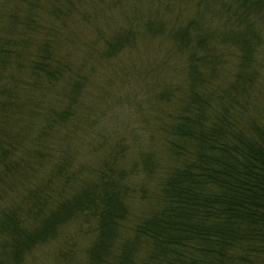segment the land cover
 I'll return each instance as SVG.
<instances>
[{"label":"trees","instance_id":"16d2710c","mask_svg":"<svg viewBox=\"0 0 264 264\" xmlns=\"http://www.w3.org/2000/svg\"><path fill=\"white\" fill-rule=\"evenodd\" d=\"M84 26L91 35H72ZM142 41L164 55L144 61ZM97 68L142 77L133 98L151 121L135 147L160 172L139 213L116 142L94 165L75 161ZM44 82L67 104L41 124ZM7 160L22 190L0 203V264L49 243L54 264H264V0H0V169ZM70 227L89 242L81 252Z\"/></svg>","mask_w":264,"mask_h":264},{"label":"rangeland","instance_id":"374dc122","mask_svg":"<svg viewBox=\"0 0 264 264\" xmlns=\"http://www.w3.org/2000/svg\"><path fill=\"white\" fill-rule=\"evenodd\" d=\"M146 11V7L141 6L140 12L144 14ZM94 13L93 10L88 9V15L92 16ZM134 13H128L127 17L133 16ZM118 19V16H116ZM122 20V18H121ZM85 28H77V30L72 28V35L75 34V37L78 35L81 39L86 38L91 35V28L89 26H84ZM79 40V39H78ZM80 41V40H79ZM156 42H146L142 41L141 44L137 47L144 52H141V56L144 61L153 62V60H157L164 55V51L166 47L158 48L155 45ZM163 45V44H161ZM146 49V50H145ZM95 59L94 56L91 57ZM90 61H88L87 69L92 68ZM93 77L94 81L92 82V105L91 108L89 104L86 106L88 110L85 114V118L87 120V126L84 127L87 129V135L83 139V143L80 146H83L80 150L76 158V163L83 164L86 162L94 163L100 158H105L108 155V151L106 148H109V145H113L115 142L118 144L117 150L120 153L125 154V158L121 166L126 172L128 178V189L130 191L128 194V204L131 205V210L139 213L141 208L140 194L139 191L141 188H145L146 190H152L156 187L158 173L160 172L159 166H152L151 169L148 167L143 169L140 167L138 162V149L135 147V143L138 140L144 141L145 138L149 135V130L147 125L150 120V116L146 113L141 112L142 108L146 107L143 104H140V96L139 94L133 98L139 91H133L134 87H139V82L142 77L137 71L131 70L130 68L126 70V75L121 77L119 74L116 76H112L110 72L105 70H101V68H97L94 70ZM136 73V74H134ZM106 88L110 91L109 97H104L103 94L106 93ZM59 87L58 85L49 86L47 82H44L43 86L39 89V93L34 95V97L39 98L40 103H37L35 106L37 110L35 111L38 115L39 123L42 124V119L45 113L49 109L57 110L60 107H63L66 101L59 102L58 99ZM130 93V94H127ZM130 95L129 97H126ZM33 110V106H32ZM34 111V110H33ZM64 133V132H63ZM101 142L105 149L100 151V154L96 152L94 143ZM106 150V151H105ZM49 151V149H48ZM53 151V150H52ZM110 152V151H109ZM155 152L159 155L160 158L162 155L158 148ZM9 164V160H7L0 169V184H3L2 194L0 196V203L4 202L7 197L11 199H15L17 197V201L19 199L17 195L18 190H22L20 187L16 186L15 180L9 174H5L6 166ZM91 164V163H90ZM45 168V169H44ZM40 167L39 175L43 173L42 171L51 169L50 165L47 164L45 167ZM90 166L84 169L79 175L80 178H84L89 174ZM147 172H150L147 175ZM33 178L31 180H34ZM30 180V181H31ZM20 188V189H19ZM10 199L8 201H10ZM22 218L24 215L21 213ZM68 236H72L73 239V251L75 253L81 252L85 249L89 242L84 240L81 236H78L76 233L75 227H70L68 230ZM77 236V237H75ZM58 243H49L44 245L37 250L35 249L30 256H28L22 264H54V248Z\"/></svg>","mask_w":264,"mask_h":264}]
</instances>
